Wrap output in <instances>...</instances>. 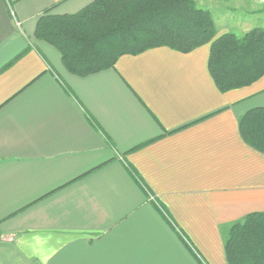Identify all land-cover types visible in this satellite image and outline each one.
Returning <instances> with one entry per match:
<instances>
[{"label":"crops","instance_id":"obj_1","mask_svg":"<svg viewBox=\"0 0 264 264\" xmlns=\"http://www.w3.org/2000/svg\"><path fill=\"white\" fill-rule=\"evenodd\" d=\"M92 1L0 0V264H227V228L264 212V154L238 130L264 75L220 92L210 43L71 74L36 23Z\"/></svg>","mask_w":264,"mask_h":264},{"label":"trees","instance_id":"obj_2","mask_svg":"<svg viewBox=\"0 0 264 264\" xmlns=\"http://www.w3.org/2000/svg\"><path fill=\"white\" fill-rule=\"evenodd\" d=\"M216 34L211 12L195 0H93L74 14L42 15L34 30V38L53 46L64 68L77 76L112 68L124 54L161 46L188 53L208 43L207 67L220 92L264 75V28L241 36ZM238 130L245 143L264 154V107L241 115ZM224 249L227 264H264V212L233 222Z\"/></svg>","mask_w":264,"mask_h":264},{"label":"rangeland","instance_id":"obj_3","mask_svg":"<svg viewBox=\"0 0 264 264\" xmlns=\"http://www.w3.org/2000/svg\"><path fill=\"white\" fill-rule=\"evenodd\" d=\"M238 5H241L243 12L226 15L222 14V9H213L212 16L216 24L221 26L222 22L225 21L230 28V31L238 36L243 35L247 30L254 27L264 28V0H258V2H252V0H240ZM231 6H236V3L231 2ZM242 21L240 27L231 24L232 17ZM233 25V28L231 27Z\"/></svg>","mask_w":264,"mask_h":264}]
</instances>
